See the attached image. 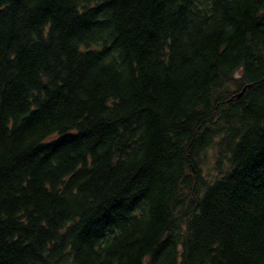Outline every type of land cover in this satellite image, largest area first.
Here are the masks:
<instances>
[{"label": "trees", "instance_id": "16d2710c", "mask_svg": "<svg viewBox=\"0 0 264 264\" xmlns=\"http://www.w3.org/2000/svg\"><path fill=\"white\" fill-rule=\"evenodd\" d=\"M0 264H264V0H0Z\"/></svg>", "mask_w": 264, "mask_h": 264}, {"label": "bare ground", "instance_id": "6f19581e", "mask_svg": "<svg viewBox=\"0 0 264 264\" xmlns=\"http://www.w3.org/2000/svg\"><path fill=\"white\" fill-rule=\"evenodd\" d=\"M241 93H242V92H241ZM241 93H240V94H241ZM240 94H239V95H240ZM239 95H237V96H239Z\"/></svg>", "mask_w": 264, "mask_h": 264}, {"label": "water", "instance_id": "95a60500", "mask_svg": "<svg viewBox=\"0 0 264 264\" xmlns=\"http://www.w3.org/2000/svg\"><path fill=\"white\" fill-rule=\"evenodd\" d=\"M240 94V93H239Z\"/></svg>", "mask_w": 264, "mask_h": 264}]
</instances>
